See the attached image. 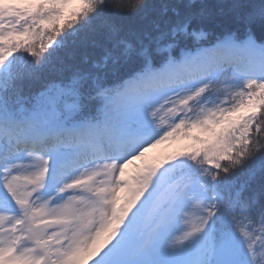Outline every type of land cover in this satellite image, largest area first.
<instances>
[{
	"label": "snow or ice",
	"instance_id": "1",
	"mask_svg": "<svg viewBox=\"0 0 264 264\" xmlns=\"http://www.w3.org/2000/svg\"><path fill=\"white\" fill-rule=\"evenodd\" d=\"M110 7L0 0V264H264V0Z\"/></svg>",
	"mask_w": 264,
	"mask_h": 264
},
{
	"label": "trees",
	"instance_id": "2",
	"mask_svg": "<svg viewBox=\"0 0 264 264\" xmlns=\"http://www.w3.org/2000/svg\"><path fill=\"white\" fill-rule=\"evenodd\" d=\"M169 2V0H142L141 3L137 5V0H108L109 5H120L124 6L122 11H115L114 8L110 7L107 14V19L110 23L114 24L118 28H120L125 35H127L131 40H134L137 36L138 31L141 28H151L154 32L157 33V37L162 41L163 44H167L169 41L166 37L159 35L161 31L167 30V25L164 28L159 27V20L162 14L161 5ZM216 3L217 0H196V3ZM129 5H134L135 7H128ZM208 9L200 10L201 15H207ZM218 16L223 17V14L217 10L216 13ZM203 28L205 35L201 37H192L190 40L186 41L189 47L194 45L203 44L207 45V41L209 38H216L221 35L222 32L227 31L229 25L227 21L221 23L217 21L211 25H201ZM95 59V57H93ZM52 77H56L58 75L57 72H52L50 74ZM37 89L39 88V84L35 86ZM27 92V90H26ZM178 145L168 144L164 149L156 150L152 158L159 159L164 155L175 151ZM238 182H243L246 177L241 175L238 178Z\"/></svg>",
	"mask_w": 264,
	"mask_h": 264
},
{
	"label": "rangeland",
	"instance_id": "3",
	"mask_svg": "<svg viewBox=\"0 0 264 264\" xmlns=\"http://www.w3.org/2000/svg\"><path fill=\"white\" fill-rule=\"evenodd\" d=\"M160 147H164V146H163V145H162V146L160 145ZM156 148H157V147H156ZM156 148L149 150V152H147V153L145 154V158L151 160V151H152V150H155Z\"/></svg>",
	"mask_w": 264,
	"mask_h": 264
}]
</instances>
